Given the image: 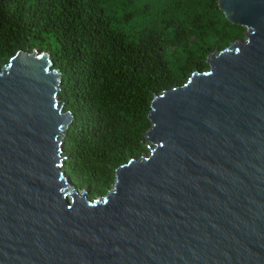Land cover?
Masks as SVG:
<instances>
[{"label": "water", "instance_id": "95a60500", "mask_svg": "<svg viewBox=\"0 0 264 264\" xmlns=\"http://www.w3.org/2000/svg\"><path fill=\"white\" fill-rule=\"evenodd\" d=\"M245 39L156 94L149 150L90 199L47 53L0 67V264H264V0H218Z\"/></svg>", "mask_w": 264, "mask_h": 264}, {"label": "trees", "instance_id": "16d2710c", "mask_svg": "<svg viewBox=\"0 0 264 264\" xmlns=\"http://www.w3.org/2000/svg\"><path fill=\"white\" fill-rule=\"evenodd\" d=\"M178 27L195 40L167 51ZM244 32L218 0H0V64L38 48L62 74L60 101L74 117L65 170L82 186H104L98 164L117 169L146 153L154 96Z\"/></svg>", "mask_w": 264, "mask_h": 264}, {"label": "rangeland", "instance_id": "374dc122", "mask_svg": "<svg viewBox=\"0 0 264 264\" xmlns=\"http://www.w3.org/2000/svg\"><path fill=\"white\" fill-rule=\"evenodd\" d=\"M171 33L172 34L169 38V41L166 43V46H165L167 51H173V50L180 48L182 46L190 45L195 40L194 33L188 28L178 27V28L173 29ZM244 39H245V32L235 36L231 40V42H229L227 45H225L222 48H218L216 50H219V51L223 50V49L227 48L231 43H233L237 40L243 41ZM35 50H38L40 53H47L49 55V57L51 58V54L48 51H40V49H38V48ZM214 51H215V49L213 51H211L210 53H212ZM207 59H208V57L206 59L194 58V59L190 60V65L192 67V71L187 74L186 79L188 80L192 76V74L196 71L202 72V71L207 70L209 68V65L207 63ZM1 66H3V65L0 64V67ZM187 80H185V82ZM64 111H65V107H64ZM68 134H69V129L65 133V137H64L63 156L65 157V160H64V164L62 166V169L66 172L67 176L70 177L73 185L77 186L81 191L82 190H88V197L90 199H92V200L93 199H99L101 197L108 195V193L113 189V185L115 184V181H116V169L115 168H113L107 164H103V163L98 164V166L102 170V175L105 178V184L103 183L104 186H102L100 188L98 186H82L76 180L74 175L68 173L65 170V163L67 161V157L65 156L66 151H67L66 137ZM148 145H149L148 142L145 141V146H146L147 152L149 150Z\"/></svg>", "mask_w": 264, "mask_h": 264}]
</instances>
